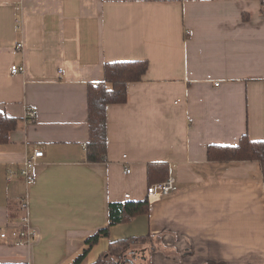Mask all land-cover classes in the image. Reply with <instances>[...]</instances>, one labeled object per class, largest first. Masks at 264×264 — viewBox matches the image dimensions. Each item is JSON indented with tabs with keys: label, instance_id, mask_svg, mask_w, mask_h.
<instances>
[{
	"label": "crops",
	"instance_id": "crops-1",
	"mask_svg": "<svg viewBox=\"0 0 264 264\" xmlns=\"http://www.w3.org/2000/svg\"><path fill=\"white\" fill-rule=\"evenodd\" d=\"M120 61L149 68L108 107L106 160L92 163L89 85ZM0 112L19 120L0 145V232L28 196L38 233L24 247L0 239V264H73L111 204L147 198L149 214L111 227L83 264L144 237L136 264H264L259 163L208 160L212 145L264 141L260 0H0ZM39 150L28 188L22 164ZM153 163L168 165V196L148 193Z\"/></svg>",
	"mask_w": 264,
	"mask_h": 264
},
{
	"label": "trees",
	"instance_id": "trees-1",
	"mask_svg": "<svg viewBox=\"0 0 264 264\" xmlns=\"http://www.w3.org/2000/svg\"><path fill=\"white\" fill-rule=\"evenodd\" d=\"M264 4V0H260ZM149 68L147 61H120L107 63L104 67V81L90 84L88 89V111L90 141L88 160L92 163L104 162L107 156V110L111 105L125 104L128 101V85L141 82ZM19 120L0 112V145L9 143L10 134L18 127ZM209 162L231 163L252 161L259 163L264 181V141L254 142L244 135L236 146H210ZM166 163L148 165L150 185L164 182L169 178ZM149 198L140 202L115 203L109 207V226L86 241V249L73 264H83L84 260L98 242L109 236L110 228L132 221L150 212ZM150 237L127 239L110 244L109 250L94 264H136L141 246L149 244ZM132 253L130 260L125 259ZM125 259V260H124Z\"/></svg>",
	"mask_w": 264,
	"mask_h": 264
},
{
	"label": "built area",
	"instance_id": "built-area-1",
	"mask_svg": "<svg viewBox=\"0 0 264 264\" xmlns=\"http://www.w3.org/2000/svg\"><path fill=\"white\" fill-rule=\"evenodd\" d=\"M18 48L21 49L22 45L19 44ZM24 67L13 65L11 68L12 75L23 74ZM37 108H31L27 111V120L31 123L35 122V112ZM44 156V152L39 150L28 157L26 161L22 164V169L20 174L25 180V183L28 188L32 187L36 183V176L33 173L36 161ZM125 158V156H124ZM131 171L126 170V174ZM174 180L168 178L166 181L152 185L148 189V193L152 196L163 197L170 195L174 189ZM19 209L22 213V216L18 221L9 222L8 225L4 226L0 232V239L13 246V247H24L29 246L31 243L38 238V233L35 231L30 224V204L28 196L23 197L19 203Z\"/></svg>",
	"mask_w": 264,
	"mask_h": 264
},
{
	"label": "rangeland",
	"instance_id": "rangeland-1",
	"mask_svg": "<svg viewBox=\"0 0 264 264\" xmlns=\"http://www.w3.org/2000/svg\"><path fill=\"white\" fill-rule=\"evenodd\" d=\"M130 256H132V253H129V254L127 253V256H125V259H127L129 261L130 260Z\"/></svg>",
	"mask_w": 264,
	"mask_h": 264
}]
</instances>
